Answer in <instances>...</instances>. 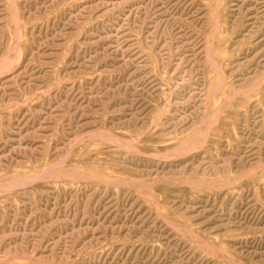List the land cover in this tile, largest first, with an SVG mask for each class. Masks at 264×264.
I'll return each instance as SVG.
<instances>
[{"label":"rangeland","instance_id":"obj_1","mask_svg":"<svg viewBox=\"0 0 264 264\" xmlns=\"http://www.w3.org/2000/svg\"><path fill=\"white\" fill-rule=\"evenodd\" d=\"M0 264H264V0H0Z\"/></svg>","mask_w":264,"mask_h":264}]
</instances>
